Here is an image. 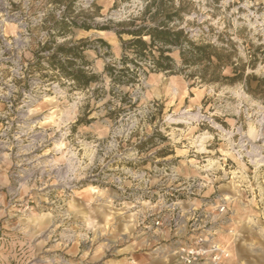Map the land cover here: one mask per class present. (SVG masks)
Returning a JSON list of instances; mask_svg holds the SVG:
<instances>
[{
    "label": "rangeland",
    "instance_id": "1",
    "mask_svg": "<svg viewBox=\"0 0 264 264\" xmlns=\"http://www.w3.org/2000/svg\"><path fill=\"white\" fill-rule=\"evenodd\" d=\"M175 1L188 38L231 45L205 81L201 65L140 68L131 84L92 66L98 79L78 89L29 77L33 69L16 77L0 60V264H144L137 253L174 247L152 226L171 201L183 221L197 207L198 223L264 252V0ZM136 2L94 0L74 12L71 1L70 15L90 25L76 40L95 47L103 30L128 40L122 23L148 22ZM99 57L122 66L108 51ZM241 70L248 79L221 78Z\"/></svg>",
    "mask_w": 264,
    "mask_h": 264
},
{
    "label": "built area",
    "instance_id": "2",
    "mask_svg": "<svg viewBox=\"0 0 264 264\" xmlns=\"http://www.w3.org/2000/svg\"><path fill=\"white\" fill-rule=\"evenodd\" d=\"M72 1H74L75 12V8L80 9V6H89L94 0ZM149 2L150 0H137V11L143 12ZM71 19H75L79 23L73 15H70L67 2L0 0V60L8 63L10 68L17 69L16 77L23 76L20 73L30 69V64L40 66L43 73L51 72V59L53 57H56L60 62H64L66 59L61 51H58V48L68 43V37L63 33V25L68 26ZM178 23L176 20L171 22L169 26L184 28ZM95 48L98 52L107 51L105 47L100 45H96ZM32 51H35V54H31L29 60L26 59V54ZM144 64L148 68H153L151 61L144 62ZM82 68L87 67L82 66ZM38 72L30 71L27 75L30 77L32 74H38ZM57 81L51 78L45 82ZM176 203V201H171L167 212L152 221V226L169 229L174 233L181 231L185 226V232L173 239L172 253L175 263L224 264L230 256V251L228 243L220 241L217 235L224 232L230 234L232 230L224 229L222 225L198 223L197 218L194 217L197 207H192L188 211L190 217L183 223V212ZM216 209L219 214H226L224 204L217 205ZM131 262V264H136L134 261Z\"/></svg>",
    "mask_w": 264,
    "mask_h": 264
},
{
    "label": "trees",
    "instance_id": "3",
    "mask_svg": "<svg viewBox=\"0 0 264 264\" xmlns=\"http://www.w3.org/2000/svg\"><path fill=\"white\" fill-rule=\"evenodd\" d=\"M54 1L67 2L69 5L72 0ZM169 1L175 6L171 12L166 10L165 0H150L143 13L144 18L149 14L148 22L142 19L139 24H135V21H128L120 25L122 28L117 32L119 34H130L132 38L122 42L123 53L120 58L122 66L117 69L110 64L104 66V71L108 74L111 81L121 84L134 83L137 81V70L140 68L143 69L145 75L151 71L175 69L170 63L172 59L168 55L170 51L169 46L178 47L182 64L181 69L197 65L202 66L203 74L199 73V77L203 81L206 80L204 75L206 69L209 67L219 69V67L221 68L226 64L224 63V59L230 55V51H228L231 50L230 43L228 45V42L192 41L188 38L184 28L169 26L171 22L182 18L180 5L175 0ZM68 26H79L84 29L90 28L89 24L84 22L78 23L75 19H71ZM101 29H110V27H101ZM144 36H147L148 39L145 40ZM95 42L108 50V46L103 40L96 39ZM81 46L86 48L92 45L82 44ZM78 49L79 47H69L71 53ZM58 51H61V49L59 48ZM147 61H151L153 68H148L145 64L144 67L141 64V62ZM129 63L131 66H129ZM67 74L69 79L74 82L73 85L78 89H83L97 80L96 74L79 67L72 68ZM247 76L241 70L239 73L233 75V77L221 75V78L231 82L246 80L248 79ZM207 80L215 81L217 79L216 77H210Z\"/></svg>",
    "mask_w": 264,
    "mask_h": 264
},
{
    "label": "crops",
    "instance_id": "4",
    "mask_svg": "<svg viewBox=\"0 0 264 264\" xmlns=\"http://www.w3.org/2000/svg\"><path fill=\"white\" fill-rule=\"evenodd\" d=\"M86 30L87 29H84L79 26L69 27V26L63 25V33L67 35L68 37V43L59 46V48L61 49V53L66 58L64 62H60L59 60H57L56 57H53L51 59L52 60L51 61L52 63L51 72L49 73H43L41 67L38 65L30 64L31 65L30 69L39 71L38 74H41L40 75L41 81H46L48 79L54 78L55 80L57 79L63 82L67 79V81L65 82H69L73 84L74 82L69 79V76L67 74V72L71 70L72 68H78V67L82 68V66L83 67L95 66L97 68L104 67L103 61L101 60V57H99L100 52H98L94 46H88L86 48L81 46L83 43L80 41L86 38ZM100 32L103 34L98 35V39L103 40L104 43L108 46L107 51L121 58L122 53H123L122 42L125 40L120 39L118 35L114 33H109V31L107 30H103ZM127 35H129V39L132 38L130 34H127ZM72 37L74 39L73 40L71 39L70 41V38ZM143 38L145 40L148 39L147 36H144ZM76 39L80 41H77ZM70 46L79 47V49L71 53L69 51ZM169 47H170V51L168 52V55L172 59L170 63H171V66H173V68L175 69L158 70L159 74L175 72L179 67L182 66L178 47L176 46H169ZM173 48L178 49L176 54H174ZM34 52L35 51H32L31 53H27L26 59L29 60L31 58V54L32 55L35 54ZM129 54L132 55L131 53ZM162 80H165L163 81L165 87H167L168 84L171 83V81L168 80V78H166L165 75H163ZM93 82H96V80ZM6 178H7L6 174H4V172L1 170L0 171V186L5 183V181L7 180ZM4 201H5V194L2 191H0V205ZM184 222L185 220L183 221V223ZM184 227L185 226H183L181 231H177V233H174L172 230H169V229L160 228L162 233H164V236L162 239H169V238L174 239L175 236H180L181 234L185 232ZM217 237L220 241L228 243L230 256L225 260L224 264H264V252L245 251V247L239 245L238 243L239 238L230 237L229 235L225 233H220L217 235ZM171 248H172V244H164L161 254L157 257L152 255L150 252L148 254H145V252L144 253L139 252L137 253L136 257L138 260H140L144 264H175L174 255L171 253Z\"/></svg>",
    "mask_w": 264,
    "mask_h": 264
}]
</instances>
